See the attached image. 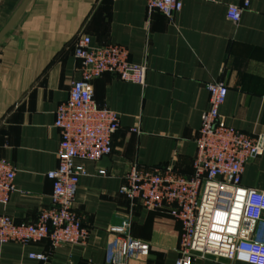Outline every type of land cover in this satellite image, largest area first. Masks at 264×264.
Returning a JSON list of instances; mask_svg holds the SVG:
<instances>
[{
  "label": "crops",
  "instance_id": "1",
  "mask_svg": "<svg viewBox=\"0 0 264 264\" xmlns=\"http://www.w3.org/2000/svg\"><path fill=\"white\" fill-rule=\"evenodd\" d=\"M22 1L0 0V30ZM229 3L241 0H182L169 20L149 12L143 0H29L0 40V158L15 169V190L0 203V214L34 222L50 205L46 172L57 165L60 141L54 112L80 76L73 55L78 34H88L92 45L125 47L129 62L147 70L144 85L109 72L92 82L95 100L118 113L119 127L105 159L82 162L86 174L79 177L73 206L88 229L86 240L56 248L48 238L2 243L0 264H113L111 229L124 223L130 237L148 244L144 260L126 264H174L181 223L166 209L130 204L119 188L132 163L191 174L211 80L227 86L221 121L262 140L241 183L264 191V0H252L237 23L226 18ZM255 236L264 241V220ZM38 252L47 255L44 263L29 257ZM192 264L251 263L194 254Z\"/></svg>",
  "mask_w": 264,
  "mask_h": 264
},
{
  "label": "built area",
  "instance_id": "2",
  "mask_svg": "<svg viewBox=\"0 0 264 264\" xmlns=\"http://www.w3.org/2000/svg\"><path fill=\"white\" fill-rule=\"evenodd\" d=\"M115 1V0H110ZM149 12L159 11L169 20L182 8V0H143ZM252 0L229 3L226 18L237 23ZM79 61V78L71 82L69 96L54 112L53 126L60 134L57 165L46 172L51 181L50 205L41 208L34 222H15L0 214V244H26L48 238L52 248L83 243L88 229L74 210L77 183L86 174L83 161H98L112 151V136L119 127V115L94 98L93 80L103 72L121 80L144 85L146 65L128 60V50L118 44L92 45L90 36L80 33L73 44ZM208 107L202 113L195 138L192 172L186 176L171 166L144 167L132 163L124 175L119 193L130 204L145 209H166L182 226L178 256L174 264H192L194 254H210L251 264H264V241L256 238L264 220V191L241 183L247 161L263 149L253 138L224 124L219 108L227 86L222 80L206 83ZM139 132V129L132 128ZM80 160L81 162H77ZM104 175L105 170H98ZM15 169L0 158V203L6 204L15 190ZM115 235L113 264L129 258L144 260L148 244L130 237L125 223L112 227ZM44 263L47 255L29 253Z\"/></svg>",
  "mask_w": 264,
  "mask_h": 264
},
{
  "label": "water",
  "instance_id": "3",
  "mask_svg": "<svg viewBox=\"0 0 264 264\" xmlns=\"http://www.w3.org/2000/svg\"><path fill=\"white\" fill-rule=\"evenodd\" d=\"M29 0H23L20 5L17 7V9L14 11L8 22L5 24V26L0 30V40L2 37L12 28V26L15 24V22L18 20L19 16L23 12L24 8L26 7ZM106 156L101 158V160L105 159Z\"/></svg>",
  "mask_w": 264,
  "mask_h": 264
}]
</instances>
